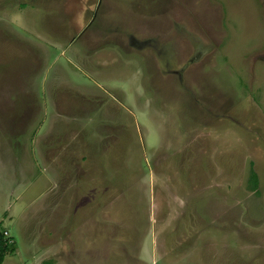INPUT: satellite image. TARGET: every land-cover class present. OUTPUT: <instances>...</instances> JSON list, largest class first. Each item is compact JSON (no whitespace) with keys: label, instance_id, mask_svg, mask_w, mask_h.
Returning a JSON list of instances; mask_svg holds the SVG:
<instances>
[{"label":"rangeland","instance_id":"rangeland-1","mask_svg":"<svg viewBox=\"0 0 264 264\" xmlns=\"http://www.w3.org/2000/svg\"><path fill=\"white\" fill-rule=\"evenodd\" d=\"M0 225L4 264H264V0H0Z\"/></svg>","mask_w":264,"mask_h":264},{"label":"trees","instance_id":"trees-1","mask_svg":"<svg viewBox=\"0 0 264 264\" xmlns=\"http://www.w3.org/2000/svg\"><path fill=\"white\" fill-rule=\"evenodd\" d=\"M257 176L254 174L253 178ZM16 247L11 243V240L6 237L5 232L2 230L0 225V264H4L6 257L9 254L14 253Z\"/></svg>","mask_w":264,"mask_h":264},{"label":"crops","instance_id":"crops-1","mask_svg":"<svg viewBox=\"0 0 264 264\" xmlns=\"http://www.w3.org/2000/svg\"><path fill=\"white\" fill-rule=\"evenodd\" d=\"M55 116L57 117L56 112H55ZM56 117H55V119H57ZM26 122L29 123V122H30V119H29V120L27 119V120L25 121V123H26ZM41 134H42V133H41V130H40V132L38 133L37 137H38V138H42V135H41ZM39 147H40V143H39ZM40 152H41V151H40ZM40 152H39V153H40Z\"/></svg>","mask_w":264,"mask_h":264}]
</instances>
